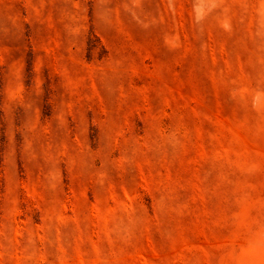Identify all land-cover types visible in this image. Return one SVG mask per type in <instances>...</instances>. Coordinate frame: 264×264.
<instances>
[{
    "label": "rangeland",
    "instance_id": "374dc122",
    "mask_svg": "<svg viewBox=\"0 0 264 264\" xmlns=\"http://www.w3.org/2000/svg\"><path fill=\"white\" fill-rule=\"evenodd\" d=\"M0 264H264V0H0Z\"/></svg>",
    "mask_w": 264,
    "mask_h": 264
}]
</instances>
